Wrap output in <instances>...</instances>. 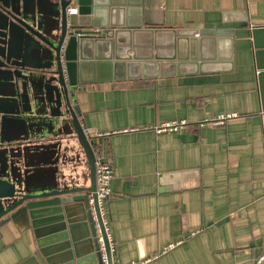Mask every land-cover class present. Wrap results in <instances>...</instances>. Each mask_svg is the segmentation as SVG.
<instances>
[{
    "label": "crops",
    "instance_id": "obj_1",
    "mask_svg": "<svg viewBox=\"0 0 264 264\" xmlns=\"http://www.w3.org/2000/svg\"><path fill=\"white\" fill-rule=\"evenodd\" d=\"M144 1L145 24L162 28H201L205 12L236 14L215 23L226 30L232 57L222 59L217 46L210 55L221 58L217 72L102 81L77 91L84 131L149 127L92 139L95 157L113 165L103 204L112 261L175 244L147 264H249L264 237V0ZM226 113L236 116L202 123ZM175 118L188 125L175 133L152 129ZM0 264L49 263L33 230L8 221L0 224Z\"/></svg>",
    "mask_w": 264,
    "mask_h": 264
},
{
    "label": "water",
    "instance_id": "obj_2",
    "mask_svg": "<svg viewBox=\"0 0 264 264\" xmlns=\"http://www.w3.org/2000/svg\"><path fill=\"white\" fill-rule=\"evenodd\" d=\"M73 2L67 15L70 0H0V224L31 228L49 264H103L101 237L113 264L76 93L88 83L217 72L212 50L230 59L232 46L215 23L236 14L162 28L145 24L144 0Z\"/></svg>",
    "mask_w": 264,
    "mask_h": 264
},
{
    "label": "built area",
    "instance_id": "obj_3",
    "mask_svg": "<svg viewBox=\"0 0 264 264\" xmlns=\"http://www.w3.org/2000/svg\"><path fill=\"white\" fill-rule=\"evenodd\" d=\"M74 0H70V3L66 7V13L67 15L71 13L76 12V5L73 2ZM98 30L97 28H93V31ZM230 116H236V113H226V114H218L214 118L211 119H206L203 120L202 123H208V124H213V125H220L225 122L227 118ZM188 125V122L185 118L181 119H170V120H164L162 122H159L155 125L152 126V129L156 132H171L175 133L178 131L183 130L186 126ZM149 128L148 126H142V127H130V128H125V129H120L112 132H87L85 131L87 139L92 140L95 137H101L104 135H109L112 133H120V132H130V131H136L140 129H147ZM96 155V154H95ZM95 173H96V195H97V200L99 203L100 211L103 217V204L105 201L110 197L111 195V180L113 178V165H112V160L110 157H95ZM104 224L105 220L103 218ZM106 227V224H105ZM99 241L101 243V251H102V258H103V264H107L104 256V251H103V244L101 237L99 238ZM175 244H168L162 248L159 254H162L166 252L167 250L171 249ZM159 254H154L153 256L146 257V258H141L136 261H131L129 263H113V264H147L156 257L159 256ZM249 264H264V237L262 241V251L261 253L254 258Z\"/></svg>",
    "mask_w": 264,
    "mask_h": 264
},
{
    "label": "trees",
    "instance_id": "obj_4",
    "mask_svg": "<svg viewBox=\"0 0 264 264\" xmlns=\"http://www.w3.org/2000/svg\"><path fill=\"white\" fill-rule=\"evenodd\" d=\"M94 149H95V145H94Z\"/></svg>",
    "mask_w": 264,
    "mask_h": 264
},
{
    "label": "rangeland",
    "instance_id": "obj_5",
    "mask_svg": "<svg viewBox=\"0 0 264 264\" xmlns=\"http://www.w3.org/2000/svg\"><path fill=\"white\" fill-rule=\"evenodd\" d=\"M151 262V261H150Z\"/></svg>",
    "mask_w": 264,
    "mask_h": 264
}]
</instances>
